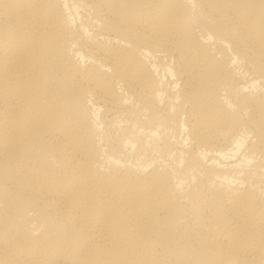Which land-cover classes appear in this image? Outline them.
Returning <instances> with one entry per match:
<instances>
[{"label":"bare ground","instance_id":"obj_1","mask_svg":"<svg viewBox=\"0 0 264 264\" xmlns=\"http://www.w3.org/2000/svg\"><path fill=\"white\" fill-rule=\"evenodd\" d=\"M0 264H264V0H0Z\"/></svg>","mask_w":264,"mask_h":264}]
</instances>
